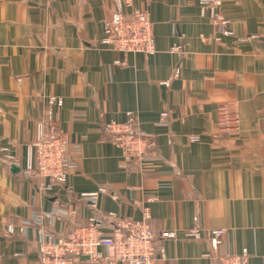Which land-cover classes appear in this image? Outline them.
<instances>
[{
    "label": "crops",
    "instance_id": "obj_1",
    "mask_svg": "<svg viewBox=\"0 0 264 264\" xmlns=\"http://www.w3.org/2000/svg\"><path fill=\"white\" fill-rule=\"evenodd\" d=\"M119 2L147 13L155 53L100 43ZM200 2L0 0V264H42L43 230L64 237L100 216L108 235L109 213L145 212L161 248L153 264H216L205 256L213 229L224 231L219 253L264 264V0H221L214 12ZM51 97L63 99L52 110L76 168L40 188L50 181L24 170ZM223 109L238 129L221 128ZM130 114L157 155L124 168L104 124ZM101 187L93 209L80 194ZM57 207L74 213L50 222Z\"/></svg>",
    "mask_w": 264,
    "mask_h": 264
},
{
    "label": "built area",
    "instance_id": "obj_2",
    "mask_svg": "<svg viewBox=\"0 0 264 264\" xmlns=\"http://www.w3.org/2000/svg\"><path fill=\"white\" fill-rule=\"evenodd\" d=\"M203 10L209 8L212 12L221 4V0H201ZM216 19L224 21L217 14ZM100 43L108 49L121 53H155V36L153 23L146 12L134 11L125 13L119 2L117 9L103 24V36ZM61 97L49 99L50 109L46 118L39 121L37 135L29 146L27 164L24 170L27 176H37L48 179L50 184L41 183L39 187L46 188L54 184H65L76 168V163L67 153L69 139L54 118L52 107L61 105ZM168 113H161V121L166 123ZM238 118L227 109L222 110L221 128L226 132L238 129ZM135 117L130 114L125 122L111 121L104 124V133L113 144L123 151L122 167L129 168L136 162L151 159L157 155L156 142L142 135L135 126ZM6 159H13L8 148L2 149ZM107 192L106 187L98 191L81 193L80 196L89 200L93 209L97 208L100 193ZM74 212L55 208L46 214L50 222L54 217H67ZM111 222V232L108 235L102 231V218L92 217L86 224H74L75 228L66 236H59L50 230L42 231L39 252L42 264H153L160 246L156 242V234L151 216L145 212L140 220L121 218L114 213L106 215ZM44 217H40L42 222ZM42 229H45L42 227ZM14 229L9 228V233ZM223 229H213L210 233L211 250L206 257H213L216 264H250L249 253L240 254L219 253L222 243ZM187 235L201 237L199 228H193ZM163 237L173 236L172 233H162ZM104 248L102 251L100 248ZM83 257H86L83 259Z\"/></svg>",
    "mask_w": 264,
    "mask_h": 264
},
{
    "label": "water",
    "instance_id": "obj_3",
    "mask_svg": "<svg viewBox=\"0 0 264 264\" xmlns=\"http://www.w3.org/2000/svg\"><path fill=\"white\" fill-rule=\"evenodd\" d=\"M8 163H12V162H8ZM83 258H86V257H83Z\"/></svg>",
    "mask_w": 264,
    "mask_h": 264
}]
</instances>
